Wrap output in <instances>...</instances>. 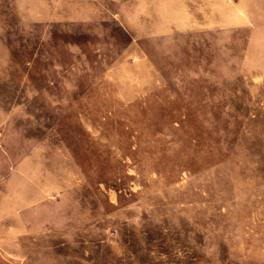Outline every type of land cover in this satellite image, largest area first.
Segmentation results:
<instances>
[{"label":"rangeland","instance_id":"rangeland-1","mask_svg":"<svg viewBox=\"0 0 264 264\" xmlns=\"http://www.w3.org/2000/svg\"><path fill=\"white\" fill-rule=\"evenodd\" d=\"M0 264H264V0H0Z\"/></svg>","mask_w":264,"mask_h":264}]
</instances>
